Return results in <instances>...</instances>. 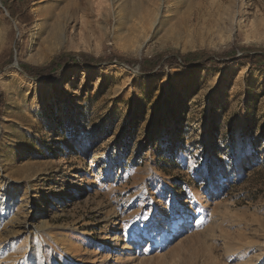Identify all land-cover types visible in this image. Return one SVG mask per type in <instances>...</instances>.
I'll return each mask as SVG.
<instances>
[{"label": "rangeland", "instance_id": "rangeland-1", "mask_svg": "<svg viewBox=\"0 0 264 264\" xmlns=\"http://www.w3.org/2000/svg\"><path fill=\"white\" fill-rule=\"evenodd\" d=\"M263 49L264 0H0V264H264Z\"/></svg>", "mask_w": 264, "mask_h": 264}, {"label": "trees", "instance_id": "trees-1", "mask_svg": "<svg viewBox=\"0 0 264 264\" xmlns=\"http://www.w3.org/2000/svg\"><path fill=\"white\" fill-rule=\"evenodd\" d=\"M81 58L82 62L85 64H93V63H103L104 61L110 60L109 58H100V59H95L91 58V56H88L84 53L80 54H59L56 57L53 58V60L46 66L44 67H37L25 63L20 64V68L26 72L30 77L36 78V79H41L44 78L54 71L58 70L59 68H62L66 65H69L73 63L74 61H77L76 58ZM115 59L125 62L127 64H133L137 63L141 67V73L142 74H149L154 67L160 65L162 62L161 58L156 57V58H150V59H144L141 61H128L125 60L122 57H115ZM177 60H181L186 62L188 60V56H178V58L173 57L169 60H166L165 63L173 64L176 63ZM236 61H242L246 62L248 64L258 66L260 68H264V49L263 50H257V51H248V53L245 56L239 57L237 59L229 60L225 62L224 64L228 65L230 63L236 62ZM208 64H204L206 66Z\"/></svg>", "mask_w": 264, "mask_h": 264}, {"label": "bare ground", "instance_id": "bare-ground-1", "mask_svg": "<svg viewBox=\"0 0 264 264\" xmlns=\"http://www.w3.org/2000/svg\"><path fill=\"white\" fill-rule=\"evenodd\" d=\"M238 17H240V21L238 23L239 25H243L246 22L250 21L251 13L248 9V5H247L246 1L243 2V5L241 6L240 10L238 11ZM59 29H61L60 24H59ZM175 138H178V135H176ZM79 182L80 181H78L77 183H74V184H78ZM17 185L19 186V183H17L16 181H11V185L6 186L5 189L3 190L1 196H0V211H2L3 213L5 212L6 215H8L10 213V211H12L11 209H12L14 202H15L14 199L16 198L14 189L12 190V187L17 186ZM82 189H83V187L81 186L79 188V191ZM76 194L77 193L72 192L71 194H67V197L69 199L74 200L76 198ZM183 202H184V200H182L181 197L175 198V204L179 205V204H182ZM54 205L55 204H53L51 206H54ZM48 212H49V209L46 211L38 210L35 212L36 213L35 216L27 215L26 217H24L23 225L21 224L22 225L21 231L24 232V231L28 230L31 226H34V225H35L34 226L35 229H40V230L44 229L46 227V224H44L42 222V218H44V216H46L48 214ZM179 225H181V224L176 225L177 229L181 228V226H179ZM173 228L175 230V227H170V228L166 229L165 232L167 233V236L171 235V233L173 232V230H172ZM140 242H145V241L143 239H141ZM107 246H109V245H107ZM116 248L117 249L115 250V252L116 251L123 252V251H126L129 249V245H128V243H123L120 246H117Z\"/></svg>", "mask_w": 264, "mask_h": 264}]
</instances>
